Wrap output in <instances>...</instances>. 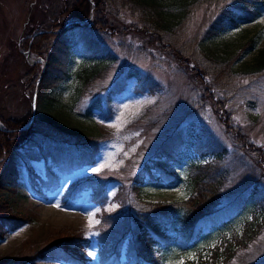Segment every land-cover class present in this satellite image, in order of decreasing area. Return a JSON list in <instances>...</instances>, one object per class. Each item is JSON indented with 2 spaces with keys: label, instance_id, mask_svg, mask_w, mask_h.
Segmentation results:
<instances>
[{
  "label": "rangeland",
  "instance_id": "rangeland-1",
  "mask_svg": "<svg viewBox=\"0 0 264 264\" xmlns=\"http://www.w3.org/2000/svg\"><path fill=\"white\" fill-rule=\"evenodd\" d=\"M66 1L0 0V128L17 119L31 134L14 153L17 195L0 181L14 212L26 217L15 228L0 220V264H103L116 249L119 264H148L136 255L132 229L118 209L125 197L134 200L133 178L145 162L166 159L154 157L160 146L175 152L162 164L165 172L152 166L154 178L145 173L142 194L153 203L188 197L194 164L207 161L210 176L223 179L215 209L255 180L264 191V156L257 161L246 151L264 154V71L245 70L264 52V1L256 20L215 30L207 28L217 17L216 0H201L168 30L142 24L150 6L137 0H87L90 13L83 19L68 15L78 1L71 9ZM72 25L81 29L69 31L75 48L64 60L65 77L44 90L47 53ZM252 37L255 44L245 49ZM225 58H231L232 77L224 81L210 72ZM83 71L89 73L84 82ZM40 90L50 99L38 104L26 127ZM3 201L0 215L10 211ZM262 210L256 204L229 210L205 238L177 237L148 261L264 264ZM55 246L64 258L47 253Z\"/></svg>",
  "mask_w": 264,
  "mask_h": 264
},
{
  "label": "trees",
  "instance_id": "trees-1",
  "mask_svg": "<svg viewBox=\"0 0 264 264\" xmlns=\"http://www.w3.org/2000/svg\"><path fill=\"white\" fill-rule=\"evenodd\" d=\"M76 1H78L79 4L74 7L71 12H68V15H80L82 19L88 17L90 13V4L87 3V0H67L66 3L71 5L69 9H71L72 4ZM137 1L141 4L150 6L149 10L146 9L147 11H145V20L142 21V24H146L148 27L153 29L157 28L168 30L172 27L171 23L174 22V20L177 21V18H184L188 10L191 11V8H195V4L197 6V3L201 0ZM216 1L217 2H215V4H212H214V8L218 7L216 11L217 17L214 19V21L209 23L207 22V29L210 28L215 30L218 27L222 29L228 24H234L233 26H238L243 23L254 21L259 15V8L261 6L259 3L262 4V1L264 0H230L229 2L228 0ZM170 2H173V5H171ZM74 28L81 29L80 27L75 26ZM70 30L71 29L59 34V37L53 41L52 46L47 53L46 58L48 59V67L43 80L44 90L50 85L54 87L55 84L60 82L65 77L66 72H63L64 60L72 53V50L75 48L74 38L70 37V33L72 32L71 31L69 33ZM247 42L243 45L245 49L251 48L255 44L254 37L250 38ZM32 51H34L33 48ZM32 51L30 52L32 53ZM230 59L231 58H225V61H222L221 65H219L220 68L212 69L210 73H215L216 77L220 75L223 76L221 78L222 80H224V78H228L229 76L232 77L230 67H228L229 65L226 63L229 62ZM248 66L250 67L245 68L246 71H264V52L260 53L254 64ZM33 67L34 66H31L28 69V72H31L32 70L30 73V79H32L30 80L31 86H33V78L35 76ZM78 75L80 80L84 82L86 79H88L89 73L83 71L79 72ZM211 77L215 78L213 75H211ZM80 92V86H78L77 91L74 94L73 101H75L77 95ZM37 98L39 104L49 97L45 94V91L44 96H42L40 90L37 93ZM32 111L33 108L31 105V115ZM4 124L5 125H3V127L6 129L0 128V158L3 161L2 164H4L3 172L0 175V181L8 184L9 186L5 185L6 187L3 188L10 192L13 196H16L18 192L13 186L18 179V168L17 163L15 162L14 153L17 148L23 144L24 139H26L31 134L29 129H20L24 124V121L16 119L10 122L7 120L4 121ZM88 136L94 135L90 133ZM257 149H254L255 151H251L248 148L246 151H249L252 154L254 153L255 156H253V158L256 157L258 161V158H263L262 156H264V154L262 151H257ZM256 151L260 153L259 156H257L258 153H255ZM174 152L175 150L172 151V149L170 152H166L164 146H160L154 157H165L166 159L164 161L160 160V162H154L152 159L151 161L145 162V164L139 170V174L144 177L145 173H148L152 176V178H154L155 175L150 172L152 166L155 167L159 173L165 172L162 164L166 163L168 158H173ZM205 165L210 167L211 164L208 163ZM194 167L195 174L190 175L192 189L190 191V195L186 198L157 203L147 200L142 194L143 186L146 183L145 177L140 181L139 188L135 187L134 200H131L128 197L124 198L122 206L128 213L131 223H135V226L138 227L136 233H133V231L131 233L132 242L141 251L144 252L142 244L144 245L146 233L149 231H152L156 235V238L158 237L159 243H162V240L169 242L180 236L184 237V239H193L194 237L201 238V236H204L205 238L209 230L223 222L225 213L229 210L232 212L237 211L243 205H247V207L250 206L253 209V206L256 204V206L262 205V213L264 214V199L261 200L260 198H264V191L259 189V181L255 180L254 182H251L252 184L242 190L229 204L215 209L216 205L218 204V199L221 196L223 179L219 175L210 176L212 171H214V168L212 167H210L209 170L204 165L199 167L198 164H195ZM2 196L4 197L1 200ZM3 200H5L10 207L9 212H3L4 214L0 215V220L4 223L3 226H12L13 228L20 227L26 217H21L14 212V209L12 208L13 203L8 202L9 200L6 199L5 193L0 190V201L4 203ZM257 220H259L258 215L253 216L252 221ZM250 225H252L250 229L253 230V224L250 223ZM220 226L222 227V225ZM213 230V233H215L217 228ZM248 232L246 237L251 236ZM251 233H255V231ZM0 237H3L2 233H0ZM148 237L154 238V236L150 234ZM234 246L236 245L231 244L229 250L234 252ZM56 248L57 246L48 248L46 251L47 253L50 252L52 255H56L57 258L58 255H60V259L64 258V251H58ZM117 258L118 255L116 249L114 252H112V256L103 262V264H116ZM219 262V259L214 262H209L206 259L201 258L199 262H192L191 264H219Z\"/></svg>",
  "mask_w": 264,
  "mask_h": 264
},
{
  "label": "bare ground",
  "instance_id": "bare-ground-1",
  "mask_svg": "<svg viewBox=\"0 0 264 264\" xmlns=\"http://www.w3.org/2000/svg\"><path fill=\"white\" fill-rule=\"evenodd\" d=\"M37 102H38V98H37ZM88 161H89V160H87L86 162H88ZM27 162H30V163H31V161H29V160H28ZM18 175H19V169H18ZM66 179H67V180H70L71 177L68 176V177H66ZM143 179H144V177L141 176V175L139 174V171H138L137 174H136V175L134 176V178H133V185H134L135 187L139 188L140 181L143 180ZM68 182H69V181H67V183H65L64 185L67 186V185H68ZM63 188H64V187H62V188L60 189V191H59L60 194L63 192ZM78 188H82V186H79ZM51 210H52V209H48L47 211L50 212ZM118 213L121 214L122 216H124V217L127 218L128 223H129V225H130V228L132 229L133 233H136L138 227L135 226V223H131V220H130V218H129V215H128V213L125 211V209L123 208L122 204H120V207H119V209H118ZM221 228H222V227L219 226V227L217 228V230H219V229H221ZM149 234H150V235H153L154 238H150V237H148ZM197 238H199V237H197ZM155 239H156V240H155ZM142 246H143V249H144L145 256L148 257V258H149V257H153V253H154L155 251H159V253H161V251H160V249H161V244L158 242V237L156 238V235H155L152 231H149V232L146 233L145 240H144V245L142 244ZM163 252H164V251H163ZM153 258H154V257H153ZM192 262H197V261H194V260H193Z\"/></svg>",
  "mask_w": 264,
  "mask_h": 264
},
{
  "label": "water",
  "instance_id": "water-1",
  "mask_svg": "<svg viewBox=\"0 0 264 264\" xmlns=\"http://www.w3.org/2000/svg\"><path fill=\"white\" fill-rule=\"evenodd\" d=\"M78 22H79V21H78ZM28 53H29V51L25 52V55H26L27 57H28ZM28 59H29V58H28ZM40 78H41V76H40ZM40 78H39V79H40ZM32 107H33L32 117H31L29 123L26 124V127H27V126H30V125L33 123L34 118H35V116H36V111H37V91H35V93H34L33 102H32Z\"/></svg>",
  "mask_w": 264,
  "mask_h": 264
},
{
  "label": "snow or ice",
  "instance_id": "snow-or-ice-1",
  "mask_svg": "<svg viewBox=\"0 0 264 264\" xmlns=\"http://www.w3.org/2000/svg\"><path fill=\"white\" fill-rule=\"evenodd\" d=\"M101 167H103V165H101Z\"/></svg>",
  "mask_w": 264,
  "mask_h": 264
}]
</instances>
